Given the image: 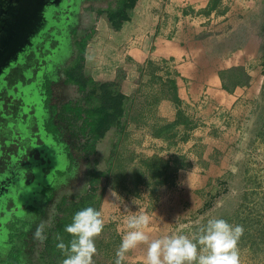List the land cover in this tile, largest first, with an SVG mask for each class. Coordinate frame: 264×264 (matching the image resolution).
Masks as SVG:
<instances>
[{"label":"rangeland","instance_id":"rangeland-1","mask_svg":"<svg viewBox=\"0 0 264 264\" xmlns=\"http://www.w3.org/2000/svg\"><path fill=\"white\" fill-rule=\"evenodd\" d=\"M102 1L105 11L116 9L118 4L117 0ZM246 8L244 15L240 16L241 26L221 44L229 50L248 44L251 60L245 66L220 71L218 78L224 89L230 91L234 83L242 79V72H253L251 87L254 95L242 105L232 104L227 118H222L224 124H219L215 129L203 124V135L196 139L188 136L184 141V155L173 153V142L163 141V146L156 143L152 144L154 147H148L141 134L129 130L124 141L118 145L119 156L113 162L107 181L103 179L102 184L93 186L92 160L97 161L96 169L104 172L108 167L112 144L118 135L115 129H111L112 137L98 141L96 155L87 157L84 145L89 137L88 128L83 118H76L71 112V109L81 105L83 93L72 85L62 87L58 79L59 86L55 84L58 86L55 92L57 100L54 101L57 109L53 122L61 131L60 140L69 147L71 162L67 168L64 167V176L57 181V189L44 198L46 204L42 210H45L26 221H16L17 230L8 238V244H11L8 249L0 250V264H14L23 257L26 264H47L42 255L43 242L35 239L38 225L44 222L43 235L46 236L53 227L60 201H78L92 187L98 194L103 190L100 198L101 202L106 201L103 215L112 209L109 214L112 217L104 222L102 233L95 238L97 252L93 256V264H115L116 252L123 236L129 231L127 221L134 214L150 217V223L145 229L149 242L178 235L195 242L199 230L211 219H224L230 225H241L245 229L242 221L248 212H241L240 208V204L244 207V203L248 202L244 201V194L253 193L249 201H264V138L261 136L264 134V0H249ZM86 9L89 11L90 7ZM86 27L80 22L75 24L73 19V32L70 34L72 40L76 41L80 35H84L89 30ZM67 62L58 61L53 65L62 68L67 66ZM50 69H53L52 65ZM119 79L114 80L115 83H119ZM115 88L119 90L120 85ZM126 129H130V126L126 125ZM227 132L228 140L225 139ZM147 147L149 150L167 153L160 155L154 152L149 156L145 154ZM210 165L218 172H212ZM178 168L184 170L179 173V183ZM198 176L203 183L192 184L191 181H195ZM106 190L113 193L110 198L105 197ZM36 217H40V222H35ZM244 235L238 243L240 264H264V240L250 246L248 240L243 238ZM201 247L198 245V249ZM147 249V244H141L129 251L123 264H145Z\"/></svg>","mask_w":264,"mask_h":264},{"label":"crops","instance_id":"crops-1","mask_svg":"<svg viewBox=\"0 0 264 264\" xmlns=\"http://www.w3.org/2000/svg\"><path fill=\"white\" fill-rule=\"evenodd\" d=\"M248 2L137 0L128 12V21L116 31L103 13L104 1H73L75 24L80 22L94 31L84 54L85 74L99 83L120 78L118 91L125 97L126 125L130 126L121 135L120 143L131 130L141 134L148 147L156 143L163 146V141L173 142V153L184 155V141L188 136L196 139L203 135V124L211 129L224 124L222 118H227L232 104L242 105L254 95L253 72H246L250 77L248 85H238L230 91L224 89L218 78L220 71L245 66L251 60L248 44L230 50L221 44L241 26L240 16L246 12ZM86 7H90L89 11ZM69 40L68 54L73 60L75 40ZM108 137H112V131L102 140ZM148 147L145 154L149 156L154 152L167 153ZM209 168L218 172L212 165ZM182 172L184 170L178 168V183ZM191 183L199 185L203 181L198 176ZM57 187V184L51 187L50 192ZM105 194L108 198L112 196L111 190H106ZM45 202L44 199L34 203L38 210L36 215L45 210L44 207L42 210ZM105 206L106 201H102L99 208L104 222L112 217L109 215L112 209L103 215ZM35 220L40 222L41 219L36 217ZM23 259L19 258L14 264H26Z\"/></svg>","mask_w":264,"mask_h":264},{"label":"flooded vegetation","instance_id":"flooded-vegetation-1","mask_svg":"<svg viewBox=\"0 0 264 264\" xmlns=\"http://www.w3.org/2000/svg\"><path fill=\"white\" fill-rule=\"evenodd\" d=\"M57 1L28 0L30 4L23 10L29 20L25 31L6 45L7 50L1 56L5 62L0 67L2 251L11 244L8 238L15 233L16 221H26L36 214L34 203L48 196L71 162L69 147L60 140L61 131L53 116L57 109L54 101L58 79L62 87L67 85L64 73L72 64L68 48L73 32L74 0ZM0 3V17L6 21L10 8L16 11L19 0ZM65 60H68L66 67L53 65Z\"/></svg>","mask_w":264,"mask_h":264},{"label":"trees","instance_id":"trees-1","mask_svg":"<svg viewBox=\"0 0 264 264\" xmlns=\"http://www.w3.org/2000/svg\"><path fill=\"white\" fill-rule=\"evenodd\" d=\"M116 9L104 11L106 19L110 26L118 31L121 29L124 22L128 21V12L134 7L137 0H117ZM93 28L89 29L84 35L75 41L76 59L65 70V83L77 87L82 93L81 105L71 109L76 118H83L84 125L88 128L89 137L85 143V151L87 157L96 155V144L98 141L105 138L106 134L115 129L118 139H116L111 147L110 154L107 160V169L102 172L96 169L97 161L92 160L93 171V186L102 184L103 179L107 181L109 172L111 171L113 162L118 157L119 137L123 134L126 126V111L125 97L115 88L119 83L104 82L99 83L84 73V54L88 42L93 38ZM250 77L242 72V79L234 83V87L238 85H248ZM243 81L242 84H240ZM70 110V108H68ZM262 138L264 134L262 133ZM260 185V184H258ZM102 192L98 194L97 190L90 188L88 193L80 197L78 201L64 199L60 201L56 208L55 221L53 227L43 240V259L47 264H62L66 256L57 249L58 243L56 235L63 237L67 244L71 237L64 232L66 225L72 222L74 214L84 208L92 207L99 211L100 198ZM252 192H246L244 201L246 204H240L241 212H248V216L242 221L245 223L244 237L248 240L250 246H255L264 240V201H249ZM262 207V209H261ZM255 213V214H254ZM257 214V215H256ZM244 239V240H245ZM240 244V242H238ZM255 248V247H254Z\"/></svg>","mask_w":264,"mask_h":264},{"label":"clouds","instance_id":"clouds-1","mask_svg":"<svg viewBox=\"0 0 264 264\" xmlns=\"http://www.w3.org/2000/svg\"><path fill=\"white\" fill-rule=\"evenodd\" d=\"M149 223L150 217L146 214L129 217V231L123 236L116 252L115 264H123L126 253L141 244L148 245L145 264H240L238 242L244 234L241 225L233 226L224 219H211L199 230L195 242L183 235L149 242L145 231ZM103 228L104 220L96 209L87 207L76 212L72 222L64 228V232L71 237L69 242L66 244L62 236L56 235V247L66 256L62 264H93V256L97 252L94 241ZM43 230L42 221L35 233V239L40 242L46 239ZM198 245L202 247L198 249Z\"/></svg>","mask_w":264,"mask_h":264},{"label":"water","instance_id":"water-1","mask_svg":"<svg viewBox=\"0 0 264 264\" xmlns=\"http://www.w3.org/2000/svg\"><path fill=\"white\" fill-rule=\"evenodd\" d=\"M27 3L28 0H22V1L19 0V3L17 5L18 8L16 9V11L14 8H10L9 19L5 21L0 17V67H2L3 64L5 63L4 60L1 59L2 58L1 56L3 55L4 51L7 50L6 45L9 46V44L15 41L18 38V36L20 37L21 34L25 31L27 25L26 23L29 22L28 15L23 13V10L27 9L26 7ZM20 13H21V17L17 18ZM1 42H5V43H1Z\"/></svg>","mask_w":264,"mask_h":264}]
</instances>
